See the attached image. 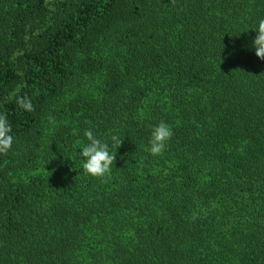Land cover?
I'll return each instance as SVG.
<instances>
[{
  "label": "trees",
  "instance_id": "16d2710c",
  "mask_svg": "<svg viewBox=\"0 0 264 264\" xmlns=\"http://www.w3.org/2000/svg\"><path fill=\"white\" fill-rule=\"evenodd\" d=\"M260 19L264 0H0V264H264ZM89 128L123 139L103 182Z\"/></svg>",
  "mask_w": 264,
  "mask_h": 264
},
{
  "label": "clouds",
  "instance_id": "9594fccd",
  "mask_svg": "<svg viewBox=\"0 0 264 264\" xmlns=\"http://www.w3.org/2000/svg\"><path fill=\"white\" fill-rule=\"evenodd\" d=\"M253 31L256 32V36L253 38L251 46L255 49V55L259 59L264 60V19L258 21L257 27ZM17 103L25 110H33L32 104L27 97L18 99ZM74 134H76L75 130ZM83 135L88 143L78 153L83 160L82 168L86 174L100 178L103 182L111 175L116 161V152L122 146L123 139L118 135L110 137L111 148L116 149L115 152H112L109 142L98 138L92 129H85ZM173 135L172 128L166 122H159L151 130L147 150L153 156L162 155ZM14 139L12 125L8 121L7 115L0 112V154H7L12 150Z\"/></svg>",
  "mask_w": 264,
  "mask_h": 264
}]
</instances>
